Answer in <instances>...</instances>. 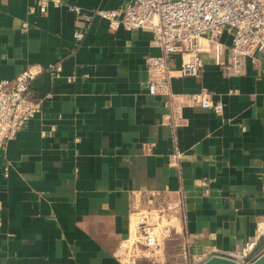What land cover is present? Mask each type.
I'll return each instance as SVG.
<instances>
[{
    "label": "crops",
    "instance_id": "crops-1",
    "mask_svg": "<svg viewBox=\"0 0 264 264\" xmlns=\"http://www.w3.org/2000/svg\"><path fill=\"white\" fill-rule=\"evenodd\" d=\"M63 1L30 14L36 0H0V80L39 71L31 90L41 102L0 154V262L122 264L118 247L134 215L161 206L176 217L183 258L200 263L236 251L264 222L258 67L247 62L244 74L225 77L203 54L198 77L173 72L168 94H150L146 57L160 52L153 33L113 30L68 9L130 0ZM220 41L227 60L230 33ZM179 64L175 58L171 67ZM202 88L222 103L221 113L186 104ZM263 252L264 238L255 254ZM165 254L164 264H180L177 254Z\"/></svg>",
    "mask_w": 264,
    "mask_h": 264
},
{
    "label": "built area",
    "instance_id": "built-area-1",
    "mask_svg": "<svg viewBox=\"0 0 264 264\" xmlns=\"http://www.w3.org/2000/svg\"><path fill=\"white\" fill-rule=\"evenodd\" d=\"M64 4L63 0H36L29 13L46 14L50 7ZM68 9L85 22L95 17L105 19L113 30L123 27L129 31L147 29L153 33L150 44L160 52L146 57L150 94H168L173 72L198 77L204 66L203 54L212 58L225 77L244 74L247 62L258 67L264 77V0H130L108 9L87 10L77 5H68ZM28 28V22H23L21 30ZM224 31L231 35L227 60L224 58L226 46L220 41ZM83 36L82 32H76L78 40ZM175 58L180 60L176 69L171 67ZM53 70L59 77L62 65H55ZM38 74L39 71L28 68L13 79L0 80V154L41 110V102L31 90ZM186 104L209 108L215 113L223 109L220 101L211 100L205 88L189 94ZM179 156L176 151L172 158L176 160ZM8 172L9 165H6L5 176ZM170 209L161 206L134 215L133 228L118 247L122 264H141L142 261L164 264V240L175 228L171 219H176ZM262 238L264 222L257 225L255 235L248 237L236 251L220 256L239 264H250L261 255H256L255 249Z\"/></svg>",
    "mask_w": 264,
    "mask_h": 264
},
{
    "label": "rangeland",
    "instance_id": "rangeland-1",
    "mask_svg": "<svg viewBox=\"0 0 264 264\" xmlns=\"http://www.w3.org/2000/svg\"><path fill=\"white\" fill-rule=\"evenodd\" d=\"M173 221L174 227L173 230L170 232V235L168 238L164 240L163 244V253L165 254L166 248L168 250H171V252L177 256H175V260L181 261L180 264H185V263H192V261L188 260V256L186 258H183V249H182V234L181 232H177L178 225L177 221L171 219ZM185 250V248H184ZM162 261H164V256H162ZM146 263V262H145ZM144 263V264H145ZM147 264V263H146Z\"/></svg>",
    "mask_w": 264,
    "mask_h": 264
},
{
    "label": "water",
    "instance_id": "water-1",
    "mask_svg": "<svg viewBox=\"0 0 264 264\" xmlns=\"http://www.w3.org/2000/svg\"><path fill=\"white\" fill-rule=\"evenodd\" d=\"M199 264H239L227 257L213 254ZM250 264H264V252Z\"/></svg>",
    "mask_w": 264,
    "mask_h": 264
}]
</instances>
